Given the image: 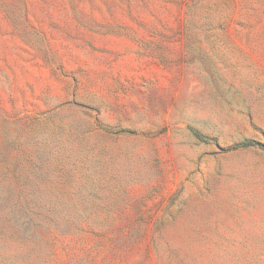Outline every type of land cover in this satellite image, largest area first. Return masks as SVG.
Here are the masks:
<instances>
[{
	"label": "rangeland",
	"instance_id": "1",
	"mask_svg": "<svg viewBox=\"0 0 264 264\" xmlns=\"http://www.w3.org/2000/svg\"><path fill=\"white\" fill-rule=\"evenodd\" d=\"M246 142L264 0H0V264H264Z\"/></svg>",
	"mask_w": 264,
	"mask_h": 264
},
{
	"label": "trees",
	"instance_id": "2",
	"mask_svg": "<svg viewBox=\"0 0 264 264\" xmlns=\"http://www.w3.org/2000/svg\"><path fill=\"white\" fill-rule=\"evenodd\" d=\"M193 133H194L195 137H196L198 140H200V141H202V142H205V143H209L208 138H206L205 136H203V135L200 134L199 132H197V131H193ZM252 146H258V147H260L261 149L264 150V146H263V145L257 144V143H255V142H246V143L243 144L242 147H252ZM239 148H240V147H239Z\"/></svg>",
	"mask_w": 264,
	"mask_h": 264
}]
</instances>
